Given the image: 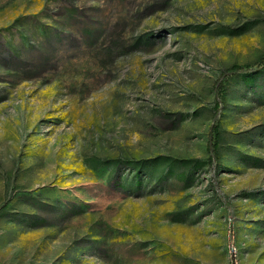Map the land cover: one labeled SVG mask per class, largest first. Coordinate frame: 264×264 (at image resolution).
<instances>
[{"label": "rangeland", "instance_id": "obj_1", "mask_svg": "<svg viewBox=\"0 0 264 264\" xmlns=\"http://www.w3.org/2000/svg\"><path fill=\"white\" fill-rule=\"evenodd\" d=\"M262 55L264 0H0V264H264Z\"/></svg>", "mask_w": 264, "mask_h": 264}, {"label": "trees", "instance_id": "obj_2", "mask_svg": "<svg viewBox=\"0 0 264 264\" xmlns=\"http://www.w3.org/2000/svg\"><path fill=\"white\" fill-rule=\"evenodd\" d=\"M257 64L259 67L264 68V55L260 57ZM243 67L239 65H232L228 70L221 72L219 79L216 81V89L218 90V96L220 97V90L223 89V80L230 76L236 75L238 72L242 71ZM223 79V80H222ZM218 105L215 106V112L217 111ZM213 132L218 131V123L212 127ZM213 149L216 148V143H213Z\"/></svg>", "mask_w": 264, "mask_h": 264}, {"label": "built area", "instance_id": "obj_3", "mask_svg": "<svg viewBox=\"0 0 264 264\" xmlns=\"http://www.w3.org/2000/svg\"><path fill=\"white\" fill-rule=\"evenodd\" d=\"M230 250H231V251H233V250H234V248H233V247H230Z\"/></svg>", "mask_w": 264, "mask_h": 264}]
</instances>
